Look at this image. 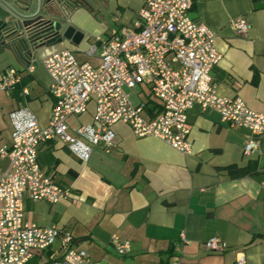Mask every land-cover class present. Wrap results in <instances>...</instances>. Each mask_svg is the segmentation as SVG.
Here are the masks:
<instances>
[{
  "label": "crops",
  "instance_id": "1",
  "mask_svg": "<svg viewBox=\"0 0 264 264\" xmlns=\"http://www.w3.org/2000/svg\"><path fill=\"white\" fill-rule=\"evenodd\" d=\"M143 1L109 0L114 27L104 22V0L98 1V13L77 9L68 20L82 38L76 41L78 34L75 41L42 46L31 59L30 71L29 62L21 64L0 52V74L13 68L20 77L12 88L0 91V143H10L9 112L15 108L27 107L41 126L48 122L52 97L43 56L68 48L78 61L98 64V38L119 27L134 31ZM189 15L214 32V46L221 55L211 72L216 93L239 97L248 108L264 111V0H195ZM238 17L248 25L243 33L232 26ZM82 42L95 46L93 54L78 48ZM151 99L149 104L157 107V100ZM91 109L82 123L90 121ZM69 123L78 124L71 119ZM187 123L188 154L154 136H136L122 122L112 125L110 149L94 147L87 161L58 142L41 144L42 171L67 189L69 197L55 203L25 197L24 218L69 234L71 247L87 254L81 264H233L240 254L245 264H264V134L256 137L257 148L246 153L249 131L222 122L216 109L194 106ZM252 162L255 171L248 175L231 177L225 169ZM6 165L0 158V174ZM112 236L129 242L126 254L117 253ZM212 236L225 248L206 250L203 242ZM60 254L56 241L45 259Z\"/></svg>",
  "mask_w": 264,
  "mask_h": 264
},
{
  "label": "built area",
  "instance_id": "2",
  "mask_svg": "<svg viewBox=\"0 0 264 264\" xmlns=\"http://www.w3.org/2000/svg\"><path fill=\"white\" fill-rule=\"evenodd\" d=\"M195 0H144L136 13L135 30L119 27L100 36V62L78 61L68 48L43 56L40 61L49 78L52 107L48 122L41 126L27 107L9 112L11 140L0 143V158L7 160L0 174V264H28L46 255L56 241L59 257L49 256L45 264H81L83 250L71 247L69 234L54 225H38L24 218V199L55 203L69 197L45 174L38 161L39 146L55 141L66 146L81 161H87L94 147L108 151L114 140L112 125L126 124L136 136H154L177 151H191L187 114L194 106L214 108L222 122L249 131L244 151L257 148L256 137L264 134V111L248 108L239 97L219 96L211 72L220 60L214 46V32L201 20L190 17ZM237 33L248 25L243 18L232 20ZM89 46L87 54H93ZM30 60L28 70L33 68ZM20 77L13 68L0 74V91L12 88ZM141 86L158 106L141 100L133 103L127 89ZM91 119L70 125L71 117L87 112ZM158 108V109H157ZM119 255L126 254L127 240L112 236ZM206 250L218 251L225 244L212 236L203 242ZM172 264H178L174 261ZM233 264H245L240 254Z\"/></svg>",
  "mask_w": 264,
  "mask_h": 264
},
{
  "label": "water",
  "instance_id": "3",
  "mask_svg": "<svg viewBox=\"0 0 264 264\" xmlns=\"http://www.w3.org/2000/svg\"><path fill=\"white\" fill-rule=\"evenodd\" d=\"M50 0H0V52H8L21 64L30 62L44 45L63 39L79 41L83 33L67 26L61 31L54 20ZM49 25L48 28L44 26Z\"/></svg>",
  "mask_w": 264,
  "mask_h": 264
},
{
  "label": "flooded vegetation",
  "instance_id": "4",
  "mask_svg": "<svg viewBox=\"0 0 264 264\" xmlns=\"http://www.w3.org/2000/svg\"><path fill=\"white\" fill-rule=\"evenodd\" d=\"M51 9L54 15V20L60 23L61 31L67 26H72L68 18L74 11L80 8L89 10L92 14L98 13L101 9L98 5L99 0H50ZM105 12L109 13V0H104ZM102 6V7H103ZM70 23V24H69ZM49 25L44 26L48 28ZM76 29V27H74ZM77 31V30H76Z\"/></svg>",
  "mask_w": 264,
  "mask_h": 264
},
{
  "label": "rangeland",
  "instance_id": "5",
  "mask_svg": "<svg viewBox=\"0 0 264 264\" xmlns=\"http://www.w3.org/2000/svg\"><path fill=\"white\" fill-rule=\"evenodd\" d=\"M112 14H109V13H106V19L104 20V22H105V24L107 25V27H114V23L112 22V16H111ZM71 21V20H70ZM71 24L73 23L72 21L70 22ZM69 23V24H70ZM74 24V23H73ZM75 25V24H74ZM92 42H94L93 40H92ZM89 46H91V42L90 43H88V42H82L80 45H79V49L83 52L84 51V53L86 54L87 53V49L89 48ZM77 56V55H76ZM139 89H140V87L139 86H136L135 88H133V89H127V91H128V93H129V97H130V99H131V101L132 102H134V103H138V102H140V99L142 100V99H145L146 98V94L148 93H146L145 91L147 90V89H145V91L143 92V91H139ZM92 104H90V106L88 107V112L89 113H91V108H92ZM84 114V113H83ZM83 114H81V115H79V116H75V117H71L70 119L71 120H75L76 122H78V123H82L83 121H84V116L85 115H83ZM46 255L44 254V255H42V257H37V258H35V263H33V264H45V262H46Z\"/></svg>",
  "mask_w": 264,
  "mask_h": 264
},
{
  "label": "trees",
  "instance_id": "6",
  "mask_svg": "<svg viewBox=\"0 0 264 264\" xmlns=\"http://www.w3.org/2000/svg\"><path fill=\"white\" fill-rule=\"evenodd\" d=\"M151 101H153V100L150 98V96L148 94L147 98H146V103L149 104V103H151ZM225 169L227 170V172H229L231 177L244 176V175L251 174L255 171V163L252 162V163L245 165L243 167H238L234 164H231L229 166H226ZM33 263H35V258L32 259L28 264H33Z\"/></svg>",
  "mask_w": 264,
  "mask_h": 264
}]
</instances>
